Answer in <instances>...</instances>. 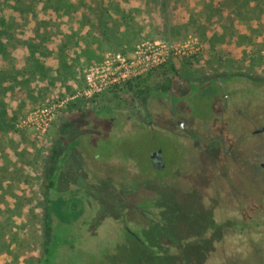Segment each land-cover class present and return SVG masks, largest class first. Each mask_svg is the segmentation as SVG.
I'll return each mask as SVG.
<instances>
[{
	"label": "rangeland",
	"instance_id": "1",
	"mask_svg": "<svg viewBox=\"0 0 264 264\" xmlns=\"http://www.w3.org/2000/svg\"><path fill=\"white\" fill-rule=\"evenodd\" d=\"M261 1L264 4L263 0ZM71 6V0H0V59L8 53L14 54L17 45L25 48L27 55L31 51L35 52V49L29 48L32 45L30 38L25 36H29V32L37 28L65 29L66 23L59 16ZM240 7L242 9L244 6ZM245 11L246 15H251L248 14L249 10ZM36 14H39V17ZM240 15L248 18L242 13ZM53 17L57 19L52 21ZM252 24V27L256 25L264 27V20L260 24L254 22ZM147 41L152 40L147 39L134 47ZM263 51L264 42L255 43L250 48L249 59H240L237 63L229 61L226 65H219L216 68L210 67V71L204 77H200L201 74L196 71L188 72L187 69L180 71L176 74L170 90L166 92L162 87L167 85L168 78L174 75L171 71L165 74L164 70L169 69L167 67L146 82L132 84L131 88L123 91L106 92L95 100L83 104L79 111L68 115L67 121L59 125L60 129L56 133L64 144L60 143L62 140L58 138L60 142L53 150L45 148V138L51 129L41 140L34 138L33 132L29 131L32 133L31 143L29 146L24 145L23 149H34L28 152L26 158L39 159L40 172H43L44 178L36 182L26 178L20 184V197L5 198L7 205L22 207V211L9 210L2 216L0 214L4 218L1 219L3 223H7L5 231L15 237L13 243L9 239L2 243L3 249H13L14 252L9 254L6 250L1 251L3 253L1 254L3 256H0L1 261L4 264H40V260L45 256V248L50 244L56 229L61 226L50 216L47 208L49 199H55L54 194L59 197L58 193L66 200L67 208H70L77 198H81L84 204L81 218L76 223L66 226L67 238L75 242L73 246L67 245L60 249L59 255L67 260L64 264H234L233 260L236 262L240 260L239 264H254L253 257L256 255L264 259V227L260 225L264 221V212L255 217V213L246 211L245 233L239 235L238 220L231 219L230 212L226 211L230 209L228 182L222 187H218L215 182L207 188L201 187L197 191L198 198L188 192L183 193L177 188L181 182L172 179L175 188L153 187L152 184L158 186L152 182V173L155 174L157 170L152 167L149 157L159 146L165 151L167 160L176 157L170 143L174 142V138L168 134L166 136L168 139L158 132L157 126L163 122L158 120L161 113L155 99L164 97L166 100L169 96L189 92L184 82L201 81L204 85L211 78L243 74L254 79L264 78ZM203 54H206L205 44L204 52L190 61L197 60ZM100 62L102 60L79 69L77 73L85 80V70ZM6 68L7 66L0 67V97L7 96L1 85L6 80L3 76L6 74L4 73ZM58 71L54 70V86L49 92L50 96L20 112L12 122L5 120L4 126L14 127L16 132L27 130L20 126L26 116L62 98L55 96L56 92L61 91L60 84L64 78L62 69L59 74ZM45 72L41 64H38L35 70L29 69L24 77L29 78L28 75L31 74L37 84L42 85L48 83L44 76ZM12 78H19V75L16 73L9 77L10 80ZM147 86L151 94L135 98L137 89ZM72 108L75 109V106L70 105L63 113ZM136 112L145 117L143 122L137 118ZM165 112L168 113V110L164 111L163 115ZM203 113L198 120L203 127H208L213 116L209 117L207 111ZM184 117L181 112L176 115L178 121H182ZM145 121L152 122V125H147ZM142 124L145 128H142ZM75 126L80 129L93 127L96 130V134L90 137L95 154V158L90 159L91 165L97 164L100 167L96 168V173L90 170L88 163L90 155L84 157L81 153H76L77 151L71 148L70 141L64 139ZM174 131L176 132V129ZM154 134L157 135V140L153 139ZM88 141L86 138L84 143L86 146ZM80 143L81 140L77 141L76 145ZM7 155L10 157L9 151ZM182 167L187 169V166ZM147 173H151L150 181L145 179ZM182 173L183 170L178 172L177 180H180ZM55 175L56 191L52 192L48 184L50 177L54 178ZM233 182L234 186H238L237 179ZM33 189L36 193H33ZM248 190L256 191L253 188ZM260 192L263 193H258V197L253 195L256 204L258 201L264 202V188ZM207 195L215 201L213 207L206 205ZM252 203L254 204L253 201ZM47 220L51 223L49 226ZM197 220L209 225L203 236L198 235V228H187L188 225H194ZM55 238L61 240L64 237L61 233ZM242 251L244 253L241 254Z\"/></svg>",
	"mask_w": 264,
	"mask_h": 264
},
{
	"label": "crops",
	"instance_id": "2",
	"mask_svg": "<svg viewBox=\"0 0 264 264\" xmlns=\"http://www.w3.org/2000/svg\"><path fill=\"white\" fill-rule=\"evenodd\" d=\"M71 4L59 16L66 23L65 29L31 30L29 36H23L30 38L32 45L29 48L35 49V52L30 50L27 55V50L17 45L16 54L8 53L0 59V67L7 66L4 70L6 74H3L6 80L1 83L7 96L0 97L1 216L9 210L22 211V207L7 205L5 198L20 197V184L26 178L31 182L44 178L43 172H40L39 159L26 158L28 152L34 149H23L24 145L29 146L31 143L30 130L16 132V128L4 126V122H12L20 112L50 96L55 69L59 70L58 74L60 69L64 73L60 84L62 89L55 93V96L63 97L84 86V78L77 73L79 69L103 60L110 50H123L130 54L134 51V45L147 39L178 41L191 34L198 36L206 45V54L195 61L179 59L175 66L177 73L187 69L188 72H198L200 77L206 76L210 67L216 68L229 61L237 63L240 59H249L250 48L255 43L264 42V27H252L253 22L260 24L264 20V4L261 0H71ZM241 5L244 6L242 9ZM245 10H249L248 14L251 15H246ZM241 13L248 18L241 16ZM36 15L39 17V14ZM56 19L53 17L52 21ZM38 64L46 70V84L38 85L31 74L28 75L29 78L24 77L29 69L35 70ZM16 73L19 78L10 80L9 77ZM79 110L75 107L61 114L57 121L60 122L52 126L45 138V148H56L62 140L56 135L59 125L67 121L68 115ZM92 128L80 129L75 126L69 131L70 135L64 137L66 141H70L71 146H75L73 150L76 153H81L84 157L90 155L89 161L95 158L90 137L96 134V130ZM86 138L89 139L87 146L84 144ZM79 140L82 143L76 145ZM60 143L64 144V141ZM89 161L90 170L96 173L99 166H92ZM41 164L44 166L43 162ZM1 216L0 256L3 254L1 251L14 252L13 249H3L2 243L7 239L12 243L15 240V237L5 231L7 223H3L1 219L4 218ZM4 255L7 256L5 253ZM1 257L0 264H4Z\"/></svg>",
	"mask_w": 264,
	"mask_h": 264
},
{
	"label": "flooded vegetation",
	"instance_id": "3",
	"mask_svg": "<svg viewBox=\"0 0 264 264\" xmlns=\"http://www.w3.org/2000/svg\"><path fill=\"white\" fill-rule=\"evenodd\" d=\"M203 83H193L198 87L193 92L188 90L185 94L169 96L166 100L164 97L155 99L161 113L158 120L163 122L157 126L158 132L164 137L171 134L170 137L174 138L173 143L169 141L176 157L167 160L160 146L150 153L151 165L157 170L155 174L152 173V182L158 185L152 186L175 188L172 180L180 181L178 189L198 198L197 191L201 187L207 188L212 182L222 187L228 182L230 209L226 211L230 212L231 219L238 220V234L244 235L247 223L244 213L250 211L257 217L264 212V202L258 201L256 204L253 198V195L258 197V193H263L260 190L264 188V78L254 79L243 74L211 78L206 84ZM252 83L254 87L249 86ZM166 110L168 113L163 115ZM203 111H207L209 117L213 116L208 127H203L198 120ZM180 112L185 115L183 122L176 118ZM136 116L143 122L145 117L140 112H136ZM146 124L151 126L152 122ZM142 128H145L143 124ZM152 137L156 139L157 135ZM181 170L183 173L177 180ZM145 179L150 181L151 173H147ZM236 179L238 186H234ZM249 188L256 191L251 192ZM211 199L210 195L206 196L208 207L215 205ZM198 221L187 228H198V235L203 236L209 225ZM260 225L264 227V221ZM257 258L254 257V264H259L260 259ZM237 262L239 264L240 260ZM237 262L233 260L234 264Z\"/></svg>",
	"mask_w": 264,
	"mask_h": 264
},
{
	"label": "built area",
	"instance_id": "4",
	"mask_svg": "<svg viewBox=\"0 0 264 264\" xmlns=\"http://www.w3.org/2000/svg\"><path fill=\"white\" fill-rule=\"evenodd\" d=\"M203 51L204 44L196 36H189L182 41L157 39L143 42L130 54L110 50L102 62L85 70V83L82 88L31 112L21 121L20 126L33 132L37 140L44 139L70 105L81 109L83 104L106 92H114L128 82L146 77L171 60H190Z\"/></svg>",
	"mask_w": 264,
	"mask_h": 264
},
{
	"label": "trees",
	"instance_id": "5",
	"mask_svg": "<svg viewBox=\"0 0 264 264\" xmlns=\"http://www.w3.org/2000/svg\"><path fill=\"white\" fill-rule=\"evenodd\" d=\"M124 53V52H123ZM127 54V53H125ZM179 60H171L170 62H168L166 65L162 66L159 70L155 71L154 73L149 74L146 77L143 78H139L137 80H134L132 82H128L125 85H123L120 88H117L114 90V92H116L117 90L123 91L126 88L132 86V84L138 83V82H146L149 78L153 77V75H155L156 73H160L162 72L166 67L169 68L168 70H164L165 74L169 71H171L174 75L168 78L167 81V85L162 87V90L164 92L169 91L170 90V86L174 83L175 81V77L177 74V70H176V66H175V62ZM185 87L189 90V91H195L198 87L197 85L191 83V82H184ZM252 87H254V84L252 83ZM151 90L149 89V87H142L137 89L136 94H135V98H140L142 96L145 95H150ZM107 110V109H104ZM84 114V113H82ZM72 148H74L75 146H71ZM56 180H57V176L55 175V177H50V181L48 184V188L53 192L56 191ZM59 197H57V195L54 194L55 199H49L48 202V210L50 213L51 217H54L60 224L61 226L59 228L56 229V232L54 233L52 240L50 242V244L45 248V256L40 260V264H64L67 260L66 258L62 257V255H59V251L60 249L66 247L67 245H74V240L69 241V239L67 238V227L66 226H70L73 223H76L82 216L83 212H84V204L81 198H77L76 201L73 202V204L71 205L70 208H67V202L64 198L61 197V194H59ZM49 218V217H48ZM49 220H47V226H49ZM63 234V239H59V238H55L57 235ZM64 244V245H63ZM81 255V253H79ZM258 254V253H257ZM83 255V254H82ZM258 257L257 259L259 260V264H264V259L260 258V255L255 256ZM254 258V257H253ZM99 264V263H98Z\"/></svg>",
	"mask_w": 264,
	"mask_h": 264
}]
</instances>
